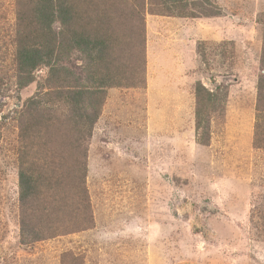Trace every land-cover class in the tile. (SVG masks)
<instances>
[{
	"label": "rangeland",
	"instance_id": "1",
	"mask_svg": "<svg viewBox=\"0 0 264 264\" xmlns=\"http://www.w3.org/2000/svg\"><path fill=\"white\" fill-rule=\"evenodd\" d=\"M89 3L119 76L100 89L88 134L69 120L70 78L39 67L17 85V29L42 31L0 0V264H264V0H194L184 13L156 0ZM67 44L59 65L83 79ZM198 86L219 95L200 129ZM39 98L54 125L38 129ZM21 166L39 176L33 216L18 200ZM22 222L40 240L23 244Z\"/></svg>",
	"mask_w": 264,
	"mask_h": 264
},
{
	"label": "trees",
	"instance_id": "2",
	"mask_svg": "<svg viewBox=\"0 0 264 264\" xmlns=\"http://www.w3.org/2000/svg\"><path fill=\"white\" fill-rule=\"evenodd\" d=\"M90 1L96 0H16L15 12L19 20L25 23V26H39L42 33L32 37L17 29L21 36L17 33L14 40L16 46L14 61L17 85L25 87L30 84L34 80V71L39 67L48 68L49 78L60 77V81L70 78L71 84L65 86V92L63 93L69 96L67 103L70 107L69 110L72 112L69 120H71L74 129L82 125L84 129L88 130V134L97 119L98 112L96 107L98 105L95 103H98L99 94L102 91L100 89L115 86L116 84L114 83L117 76H119L117 74L113 75L114 61L109 60V50L115 46V43L111 40L109 34L105 32L101 18L83 14L89 13V6H94L93 3H89ZM156 1L163 4L165 9L181 13H184L187 9L186 3L191 2L192 4L194 2V0ZM129 6L134 7L133 4ZM193 8L197 9V6ZM84 20L85 23H83ZM76 21L83 23L80 25L81 30L79 31L72 30ZM55 23L61 27L59 32H52L51 30ZM46 30L50 32L46 33ZM65 43H68L66 48L68 47L70 51L74 50L78 54L81 63H84L86 76L83 79L73 74L71 76L66 75L69 71L64 66L59 65L64 59L60 57V52H57V50L64 46ZM66 87L68 88L66 89ZM258 90V102H263L264 93H261L260 88ZM195 91L196 129H200L205 112L207 113L210 107L216 111L219 95L209 93L199 86ZM51 92L54 94V89ZM93 96H95V99L92 98ZM85 100H87L86 103L84 102ZM29 104V113L32 109V112H35L36 115L40 114V122H36L35 128L39 129V126L46 127L48 124L54 125L53 118L47 115L44 116V113L41 112L40 98L31 100ZM49 107L52 106L50 105ZM89 107H95V109L89 110ZM257 112H261L257 121L263 126L261 124L264 117L262 116V109L259 107ZM30 114L29 116H31ZM207 116L209 114H206L205 117ZM258 122L254 135L256 142H260ZM27 124L26 129L31 130L32 122ZM30 169L29 167L21 166L18 171V200L20 207L25 210V214H23L25 217L34 215L36 210L33 208V203L40 197V192L36 188V180L39 176ZM48 178L51 177L48 175ZM36 233L35 229L27 227L24 222L21 223L20 239L23 244L40 240V236L36 237ZM53 234L54 236L60 235L57 233ZM53 234L51 237H53Z\"/></svg>",
	"mask_w": 264,
	"mask_h": 264
}]
</instances>
